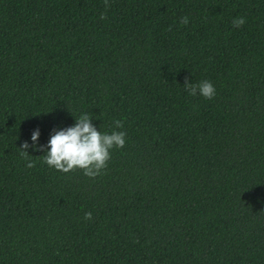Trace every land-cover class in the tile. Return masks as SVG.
<instances>
[{"label": "trees", "instance_id": "16d2710c", "mask_svg": "<svg viewBox=\"0 0 264 264\" xmlns=\"http://www.w3.org/2000/svg\"><path fill=\"white\" fill-rule=\"evenodd\" d=\"M84 111L98 177L25 167ZM0 264H264V0H0Z\"/></svg>", "mask_w": 264, "mask_h": 264}, {"label": "clouds", "instance_id": "9594fccd", "mask_svg": "<svg viewBox=\"0 0 264 264\" xmlns=\"http://www.w3.org/2000/svg\"><path fill=\"white\" fill-rule=\"evenodd\" d=\"M107 7L108 0H105V9ZM100 19H105V12H101ZM180 23L188 24L189 17H181ZM244 23V17H236L232 20L233 27L236 28ZM183 88L189 96H200L205 100H212L216 96V88L209 80L196 83L185 80ZM73 118L72 125L53 128L46 144H41L39 141L41 132L38 127L31 131L29 140L22 141L18 148L25 160V167L33 166L34 162L29 159L33 155L28 151L31 149L33 152L43 153L37 157H42V162L49 168L63 173L80 170L84 176L96 178L106 169L111 158V150L121 149L126 144V132L120 130L123 129V121L112 120V130L102 132L100 129L97 130V126L92 122L95 119L86 111ZM91 215L90 212H85L84 218L91 219Z\"/></svg>", "mask_w": 264, "mask_h": 264}]
</instances>
